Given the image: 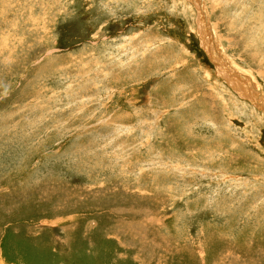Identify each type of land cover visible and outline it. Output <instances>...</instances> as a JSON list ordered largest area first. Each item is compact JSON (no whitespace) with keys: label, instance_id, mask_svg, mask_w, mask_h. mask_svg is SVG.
<instances>
[{"label":"rangeland","instance_id":"obj_1","mask_svg":"<svg viewBox=\"0 0 264 264\" xmlns=\"http://www.w3.org/2000/svg\"><path fill=\"white\" fill-rule=\"evenodd\" d=\"M203 2L264 95V0ZM197 18L189 0H0V264H264V113Z\"/></svg>","mask_w":264,"mask_h":264},{"label":"bare ground","instance_id":"obj_2","mask_svg":"<svg viewBox=\"0 0 264 264\" xmlns=\"http://www.w3.org/2000/svg\"><path fill=\"white\" fill-rule=\"evenodd\" d=\"M189 1L194 3L197 7V11H198V18H197L198 33L202 39V43L204 46H209L207 48V51H208L209 55L211 56L212 60L213 59L216 60V58H215V56H213V54H216L215 46H218L217 45L218 43H217L216 37L213 34L214 31H212V28L210 27L211 30H208L207 26L204 23L203 15L205 14L207 17L206 10L204 9V14H203L201 11V8H200V3L203 5V8H204V2H203V0H189ZM222 58H223V56H222ZM223 61H224V63L220 62V60L215 61L216 62L215 65L217 66L218 72L220 74H222V77L228 82L229 85H231L233 88H235V89H237V91H239L240 96L250 99L249 101H251V103L253 105H255L256 107H258V108L261 107V109L259 111L264 113V103H262V102H264V100L262 98L264 95L260 92L259 88L257 87L258 85L256 86L254 84V81L249 76L239 74V70L237 68H235L232 64H231L232 65L231 66L224 59H223ZM232 71L235 72L236 74H234ZM229 76H232V79H237L239 77L241 81L237 82V84H236V83H234L233 80L229 81ZM253 89H254V92H255V90H257V92H255L256 96L253 94Z\"/></svg>","mask_w":264,"mask_h":264},{"label":"clouds","instance_id":"obj_3","mask_svg":"<svg viewBox=\"0 0 264 264\" xmlns=\"http://www.w3.org/2000/svg\"><path fill=\"white\" fill-rule=\"evenodd\" d=\"M99 10H101V11H103L109 15L108 9L106 7L100 6ZM128 10H131V13H133L137 16H140V15H147V14L152 13L158 9H150L146 12L145 11L136 12V11H133L132 9H128ZM115 18H118V15ZM10 94H11L10 86L4 85L2 90H0V100L7 99Z\"/></svg>","mask_w":264,"mask_h":264},{"label":"water","instance_id":"obj_4","mask_svg":"<svg viewBox=\"0 0 264 264\" xmlns=\"http://www.w3.org/2000/svg\"><path fill=\"white\" fill-rule=\"evenodd\" d=\"M200 8H201L202 13L204 14V8H203V5L201 3H200ZM203 19H204V23L207 26L208 30H211L210 25H209V22H208L207 17H206L205 14L203 15ZM215 52H216L217 56L219 57L220 62L224 63L223 62V58H222V54H221L218 46H215ZM233 73L236 74L235 72H233Z\"/></svg>","mask_w":264,"mask_h":264}]
</instances>
